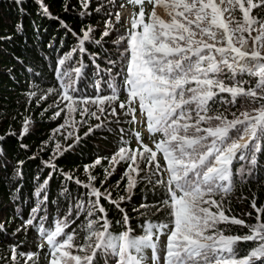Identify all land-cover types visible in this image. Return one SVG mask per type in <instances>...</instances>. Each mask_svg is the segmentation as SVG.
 <instances>
[{
	"label": "snow or ice",
	"instance_id": "1",
	"mask_svg": "<svg viewBox=\"0 0 264 264\" xmlns=\"http://www.w3.org/2000/svg\"><path fill=\"white\" fill-rule=\"evenodd\" d=\"M25 2L13 0L21 16L26 14ZM36 2L42 15L57 20L77 40V46L57 61L59 66L72 60L75 53L87 54L86 42L103 47L102 41L113 31L112 21L106 20L99 39L93 36L95 29L90 25L77 34L60 17L51 14L44 0ZM91 2L78 0L84 9L79 13L81 16L90 14L87 9ZM127 2L139 6V11L133 12L128 21L130 28L123 33L117 30L116 38L111 41L116 45V58H107L108 67L101 69L96 63L99 53L89 54L96 75L103 71L107 77L108 95L101 94L104 89L99 81L94 84L95 95L80 93L77 84L84 78L87 67L82 60L71 71L61 67L55 70L62 92L59 110L51 118H61L63 123L53 130V136H63L65 141L73 139V143L65 147L57 142L53 156L44 163L66 181L87 191L73 194L66 184L60 193L69 202L63 218L45 227V214L34 224L36 214L42 211L37 205L31 208V214L17 231L36 228L48 245L44 255L46 264H264V222L261 221L264 206L257 208L255 198L252 200L257 212L254 225L226 214L224 207L233 191L234 172L243 175L248 166V174H252L259 163L258 154L264 152V18L254 15V10H264V0ZM145 4L152 5L148 14ZM70 7L66 5L64 10ZM157 7L164 9L168 20L157 14ZM120 19L117 12L116 22ZM14 30L17 34L24 32L22 20L14 25ZM0 39L11 40L12 36ZM249 41L251 50H242ZM15 59L26 72L39 75L23 58ZM8 74L14 75L11 69ZM245 76L255 79L254 86L245 87L249 84ZM121 95L127 99L121 101ZM244 102L259 106L245 108L239 115L229 112V106L244 107ZM121 111L124 117H130L125 121L127 124H143L151 136H159L153 140L154 148L145 144L141 133L134 128L131 131L137 147L132 148L131 136L120 127L117 151L110 158L98 157L91 165L84 166L88 174L86 183L57 169L54 158L75 150L84 137L107 128L109 123L119 125ZM109 117L113 119L109 121ZM93 119L98 123L91 125ZM31 123L24 119L21 140L29 134ZM84 125H88V131L81 137L77 133ZM7 135L17 136L15 132ZM5 139L6 136H0V142ZM20 147L28 149L23 143ZM3 151L0 146V152ZM102 159L108 160V167L104 168V178L97 187V176L92 170L101 166ZM121 164L127 166L116 187L119 189L124 182L126 195L114 199L104 185ZM52 178L53 173L49 172L36 190V196L44 193L41 204L49 200L45 190ZM140 183L153 190L159 188L163 197L155 204L141 203L133 212L151 208H155V213L168 211L164 221H146L141 226L143 234L137 236L133 235L130 216L121 204L132 200ZM102 199L121 213L116 223L123 231L115 234L112 231V221ZM82 215L79 231L77 228L66 231ZM229 225L248 227L249 233L225 234L230 230ZM162 237H166L163 247ZM247 242H254L255 246L241 256L239 245ZM43 246L39 244L36 252L27 253L18 251V245L13 246L7 257L9 264H20L21 258L24 264H40L39 252Z\"/></svg>",
	"mask_w": 264,
	"mask_h": 264
},
{
	"label": "trees",
	"instance_id": "2",
	"mask_svg": "<svg viewBox=\"0 0 264 264\" xmlns=\"http://www.w3.org/2000/svg\"><path fill=\"white\" fill-rule=\"evenodd\" d=\"M44 3L49 7L53 16L60 17L68 28L77 34L80 33L81 28L90 25L95 29L93 36L99 39L102 31L105 30L106 20H111L114 28L110 36L102 41L103 47L86 42L87 54L75 53L72 60L67 61L64 66H59L57 61L77 46V40L72 32H67L57 20L42 15L36 0H26L23 5L26 14L23 16L20 15L19 6L13 3V0H0V38L12 36L11 40L0 39V136H6V139L0 142V146L4 149L3 152H0V156L3 157L0 160V225H3L0 228V258H3L0 259V264H9L7 257L13 246L18 245V251L25 253L37 251V246L42 239L36 228L31 227L27 231L23 229L17 231L23 220L31 214V208L40 205L42 211L36 214L37 221H34V224L39 223V217L46 214L43 223L45 227H48L55 219L63 218V214L68 209L69 202L60 195L66 184L73 194L87 191L73 182L66 181L59 172L48 168L44 163L53 156L57 142L65 147L73 143V139L65 141L63 136H53V130L63 123L61 118H51L54 112L59 110V94L62 92L60 82L55 74L56 68L61 67L71 71L74 67L79 66L77 62L82 60L87 67L84 69V78L77 86L80 93L95 95L94 84L99 81L100 87L104 89L101 94L108 95L109 91L105 83L107 77L103 71L96 75V69L89 54L99 53L96 63L100 65L101 69H105L103 66H107V58H116V45L111 41L116 38L118 32L125 31L122 21L117 23L115 20L116 13H119L118 6L122 4V0H92L87 9L90 14L85 16L79 14L84 9L81 8L78 0H44ZM66 5L71 6L68 11L64 10ZM130 6L133 8V12L139 11V6ZM97 9L99 10L97 11ZM148 10H152V5L148 4ZM237 15L239 14L237 13ZM254 15L264 18V10H255ZM21 20L24 32L17 34L14 25ZM49 44L52 46L49 47ZM17 56L23 58L25 64L32 67L34 72L39 75L33 76L22 69L15 59ZM9 69L14 75L8 74ZM243 78L249 81L251 79L247 76ZM49 89L52 91L49 92ZM33 92L35 95H31ZM37 97L44 98L38 100ZM244 105L246 106L247 102H244ZM239 108V105L237 107L229 106V112H238ZM25 118L32 123L29 134L21 140L19 134L22 131ZM76 118L79 119V116L77 115ZM229 118H232L231 115ZM112 119L109 117V121ZM127 119L130 117H124L121 111L119 125L109 123L107 128L99 129L94 134L84 137L81 143L75 146V150L67 151L63 156L54 158L57 169L62 170L63 173L74 174L75 178L86 183L88 174L85 173L84 166L91 165L98 157L110 158L117 151L120 127L125 128L131 136L129 145L132 148L137 147L131 131L133 125L127 124L125 122ZM89 123L95 125L98 121L93 119ZM109 129L113 130L109 131ZM87 131L88 125H84L79 127L77 134L83 137ZM9 132H15L17 136H8ZM148 138L153 142L159 136L149 134ZM21 143L28 145V149H22ZM160 160L163 164L162 157ZM19 161H24V163L19 164ZM258 161V166L252 174H248V166L245 167L243 175L235 174L237 183L235 182V189L227 198L230 210L225 209L226 214L229 215V211H231L232 216L243 219L247 225L257 223V212L252 207V200L255 198L257 208L264 206V152L258 154ZM126 166V164L118 165L117 171L104 185L112 192L114 199L120 195H126L123 191L124 182H121L119 189L116 187V182L120 180ZM105 167H108V160L102 159L101 166L92 170L93 174L97 176V187H100L99 181L104 178ZM49 172L53 173V178L45 190L49 200L41 204L44 193L40 196H36L35 193ZM103 190L104 188L101 187V191ZM134 191L132 200L125 201L121 207L130 216L129 225L133 229V235L139 236L143 234L141 226L146 221L152 223L164 221L168 210L164 209L155 213V208H151L133 212V208H138L141 203L155 204L163 197V192L159 188L153 190L145 183L138 184ZM101 202L108 210L114 234L123 231L124 228L116 223L121 218V213L109 205L106 200L102 199ZM226 205L227 203L224 202V207ZM141 212L144 214L141 215ZM249 213L251 215H248ZM82 220L83 215L76 224L66 231H71L73 228H77L79 231L78 225L82 227ZM261 221L264 222V213H261ZM228 228L230 230L225 234L244 235L249 233L248 227L229 225ZM80 236H83V232H80ZM77 242H80L79 238ZM254 246V242L241 243L238 248L240 255L243 256ZM47 250L48 246H43V249H40V264H46L44 255ZM20 264H24L23 258H21Z\"/></svg>",
	"mask_w": 264,
	"mask_h": 264
},
{
	"label": "rangeland",
	"instance_id": "3",
	"mask_svg": "<svg viewBox=\"0 0 264 264\" xmlns=\"http://www.w3.org/2000/svg\"><path fill=\"white\" fill-rule=\"evenodd\" d=\"M157 9H160V10H162V12L165 14V11H164V9L163 8H160V7H157ZM156 9V11H157V14L159 15V11L160 10H157ZM255 11V10H254ZM127 13H129V10L128 9H123L122 10V13H120V17H121V21H122V19H123V21L126 19V20H128V14ZM165 16V20H168L169 18H168V16L165 14L164 15ZM246 36H247V34H245ZM254 35H256V33L254 32L253 33V36ZM248 46V48H246ZM251 47H252V45H251V41H249L248 42V45H246V44H244L243 45V49L242 50H244V49H246L247 51H250L251 50ZM256 83V81H255V79L254 78H251L250 79V81H249V84H246L245 85V87H250V86H254V84ZM126 99H127V97H126ZM259 105H254L253 104V106H252V104H249V103H247V105L245 106L244 105V107H240L239 109V111L238 112H240V111H243L245 108H247V109H249V110H251L252 108H254V107H258ZM237 112V115H239V113ZM229 119H231V118H229ZM242 143H243V141H241ZM55 148V147H54ZM236 183H237V180H236ZM236 183L233 185V190L235 189V186H236ZM225 202L227 203V205L225 206V209L226 210H230V207H229V201L226 199L225 200ZM229 215L230 216H232V213H231V211H229ZM161 246H162V242H161ZM148 255L150 256V253H148Z\"/></svg>",
	"mask_w": 264,
	"mask_h": 264
},
{
	"label": "bare ground",
	"instance_id": "4",
	"mask_svg": "<svg viewBox=\"0 0 264 264\" xmlns=\"http://www.w3.org/2000/svg\"><path fill=\"white\" fill-rule=\"evenodd\" d=\"M159 15H160L162 18L165 19V16H164L165 14L162 12V10L159 11ZM217 38H218V39L220 38V37H219V34H218V37H217ZM246 48H248V46H247ZM244 51H247V50L244 49Z\"/></svg>",
	"mask_w": 264,
	"mask_h": 264
}]
</instances>
